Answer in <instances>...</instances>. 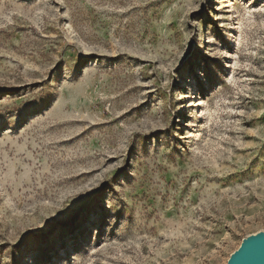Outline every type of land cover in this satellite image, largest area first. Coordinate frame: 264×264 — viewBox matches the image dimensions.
<instances>
[{"label":"rangeland","instance_id":"obj_1","mask_svg":"<svg viewBox=\"0 0 264 264\" xmlns=\"http://www.w3.org/2000/svg\"><path fill=\"white\" fill-rule=\"evenodd\" d=\"M264 233V0H0V264H225Z\"/></svg>","mask_w":264,"mask_h":264},{"label":"water","instance_id":"obj_2","mask_svg":"<svg viewBox=\"0 0 264 264\" xmlns=\"http://www.w3.org/2000/svg\"><path fill=\"white\" fill-rule=\"evenodd\" d=\"M241 245L227 264H264V233L246 239Z\"/></svg>","mask_w":264,"mask_h":264},{"label":"bare ground","instance_id":"obj_3","mask_svg":"<svg viewBox=\"0 0 264 264\" xmlns=\"http://www.w3.org/2000/svg\"><path fill=\"white\" fill-rule=\"evenodd\" d=\"M241 246H242V245H241ZM241 246H239L236 250H234V251L231 253L230 257L228 258V260H227V262H226L225 264H227L228 261H230V259L233 257V255L235 254V252H236Z\"/></svg>","mask_w":264,"mask_h":264}]
</instances>
